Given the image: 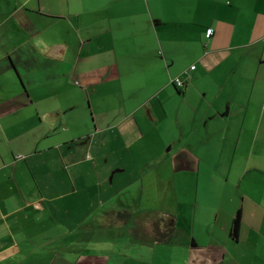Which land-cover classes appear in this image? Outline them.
Masks as SVG:
<instances>
[{"label": "crops", "instance_id": "0c3cea01", "mask_svg": "<svg viewBox=\"0 0 264 264\" xmlns=\"http://www.w3.org/2000/svg\"><path fill=\"white\" fill-rule=\"evenodd\" d=\"M167 152L171 244L91 216ZM0 264H264V0H0Z\"/></svg>", "mask_w": 264, "mask_h": 264}, {"label": "rangeland", "instance_id": "374dc122", "mask_svg": "<svg viewBox=\"0 0 264 264\" xmlns=\"http://www.w3.org/2000/svg\"><path fill=\"white\" fill-rule=\"evenodd\" d=\"M169 148L166 149V151ZM168 156L167 160L164 161V163L159 167V172L157 171V178L151 179L150 177L146 178L144 180V193L143 195H139L138 192V187L139 184L137 182L132 183V189L134 191L132 192L131 195H126V189H121V194L111 196V192L106 191V179L105 176H101V179H97V177L91 181V179L85 180L86 184L91 187L96 185L97 183L100 182L101 187H102V194L101 196L99 195H93L94 198H96L98 210L97 211H92V215H103L107 212H112L111 210H115V214L118 215V213H124L127 212L130 214H133V216L136 218V227L139 225V227H151V224H149L153 220H157L161 217V215H175L177 212V203L178 201L174 199L175 197V192H174V186L172 185L174 182V177L177 175L175 172H173L172 169V163L170 162V156L171 153L167 152L165 154ZM141 166H144V164H141ZM134 171V170H133ZM160 175V176H159ZM135 176H140L139 174H135ZM177 177V176H176ZM178 183L180 184L181 178L179 179V176L176 178ZM99 181V182H98ZM185 183V181H184ZM119 185V184H118ZM110 189V185H108ZM124 186V185H123ZM123 188V187H121ZM116 191L117 189H114ZM192 191V188H191ZM184 194L183 196L179 195V203H180V208L183 209V216L181 219V225L183 227H187L186 225L188 224V212L185 210V207L188 204H194V202H197L199 205L206 203H210L212 200H207L204 199L206 198L203 195H188ZM195 200V201H194ZM103 202V206H102ZM205 203V204H206ZM63 203L60 202L57 207L63 208L62 205ZM67 206L66 207H71L73 208L70 203V201H67L65 203ZM108 205V206H107ZM124 208V210H121ZM97 209V208H96ZM202 209V208H201ZM128 210V211H127ZM121 211V212H120ZM57 214L59 210H56ZM70 216L75 217V210L70 209ZM91 218V217H90ZM106 218V216H105ZM117 219V218H116ZM142 230V233L144 232V229ZM116 232V231H113ZM118 233V232H116ZM110 235V230L109 232H105L104 234L99 233L98 237L102 238V235ZM133 235V233H132ZM110 238L112 236H109ZM134 237V236H133ZM117 239V238H116Z\"/></svg>", "mask_w": 264, "mask_h": 264}, {"label": "trees", "instance_id": "16d2710c", "mask_svg": "<svg viewBox=\"0 0 264 264\" xmlns=\"http://www.w3.org/2000/svg\"><path fill=\"white\" fill-rule=\"evenodd\" d=\"M194 67V66H192ZM195 69V68H194ZM179 82L182 84L179 85ZM173 86L175 87V90L177 93H180L183 91L185 87V82L181 78H174L172 82ZM242 211H238L236 213V217L233 220L231 231H230V238L232 241H237L239 239L240 235V226L242 225ZM118 220L123 221L124 223L130 222L135 223L136 218L133 216V214L124 212V213H118L116 216ZM176 223V216L175 215H161V217L157 220L151 221L149 224H151V227H136L134 229V237L136 239H142L148 238L152 240L153 244L158 245H168L171 244L174 240V237L176 236L178 232V228ZM136 224V223H135ZM144 229V232L142 233V230ZM140 235V236H139Z\"/></svg>", "mask_w": 264, "mask_h": 264}, {"label": "built area", "instance_id": "2783aa9c", "mask_svg": "<svg viewBox=\"0 0 264 264\" xmlns=\"http://www.w3.org/2000/svg\"><path fill=\"white\" fill-rule=\"evenodd\" d=\"M214 31L212 29L207 31V37L210 38L213 35ZM195 67H192V69H194ZM182 83L179 82V85H181Z\"/></svg>", "mask_w": 264, "mask_h": 264}]
</instances>
